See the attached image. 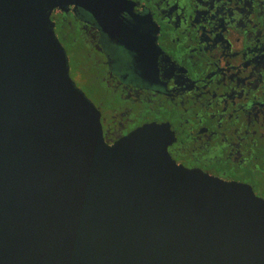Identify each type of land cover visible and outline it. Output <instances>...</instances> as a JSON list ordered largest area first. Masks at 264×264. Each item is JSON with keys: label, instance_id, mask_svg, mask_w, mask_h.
<instances>
[{"label": "water", "instance_id": "obj_1", "mask_svg": "<svg viewBox=\"0 0 264 264\" xmlns=\"http://www.w3.org/2000/svg\"><path fill=\"white\" fill-rule=\"evenodd\" d=\"M167 144L146 125L107 146L47 17L5 31L0 264H264V203Z\"/></svg>", "mask_w": 264, "mask_h": 264}, {"label": "flooded vegetation", "instance_id": "obj_2", "mask_svg": "<svg viewBox=\"0 0 264 264\" xmlns=\"http://www.w3.org/2000/svg\"><path fill=\"white\" fill-rule=\"evenodd\" d=\"M65 1L0 0V38L46 16L107 146L161 126L176 165L264 203V0Z\"/></svg>", "mask_w": 264, "mask_h": 264}, {"label": "rangeland", "instance_id": "obj_3", "mask_svg": "<svg viewBox=\"0 0 264 264\" xmlns=\"http://www.w3.org/2000/svg\"><path fill=\"white\" fill-rule=\"evenodd\" d=\"M66 45V44H65ZM67 47V46H66ZM68 48V47H67ZM68 60H69V71L72 73V71H73V69L75 68V63L73 62V59H72V57L70 56V54H69V51H68ZM71 78H72V74H71ZM73 78L77 81V82H79V80H78V78L75 76V75H73ZM74 81V80H73Z\"/></svg>", "mask_w": 264, "mask_h": 264}, {"label": "snow or ice", "instance_id": "obj_4", "mask_svg": "<svg viewBox=\"0 0 264 264\" xmlns=\"http://www.w3.org/2000/svg\"><path fill=\"white\" fill-rule=\"evenodd\" d=\"M160 152L164 155V148H165V142L163 140V136L161 135L159 143H158Z\"/></svg>", "mask_w": 264, "mask_h": 264}]
</instances>
